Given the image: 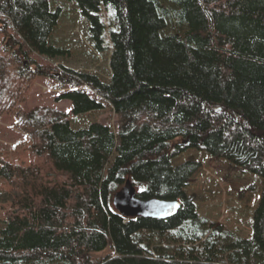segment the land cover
<instances>
[{
    "label": "trees",
    "instance_id": "16d2710c",
    "mask_svg": "<svg viewBox=\"0 0 264 264\" xmlns=\"http://www.w3.org/2000/svg\"><path fill=\"white\" fill-rule=\"evenodd\" d=\"M89 21L90 43L112 47L110 82L63 68L52 74L72 114L21 107L43 74L35 57L68 54L51 36L50 0H0V117L31 138L28 165L0 161V264H264V192L252 237L200 217L185 185L187 149L224 158L264 181V0H69ZM104 12L107 18H104ZM130 179L141 199L178 200L168 219L121 215L113 195ZM110 250L101 260L92 253Z\"/></svg>",
    "mask_w": 264,
    "mask_h": 264
},
{
    "label": "rangeland",
    "instance_id": "374dc122",
    "mask_svg": "<svg viewBox=\"0 0 264 264\" xmlns=\"http://www.w3.org/2000/svg\"><path fill=\"white\" fill-rule=\"evenodd\" d=\"M51 11L59 10L58 24L51 36L52 43L68 51V54L48 61L35 57L43 67V74L38 76L21 107L25 112L35 108L48 107L65 112L71 118V127L83 129L94 121L109 125L118 132V117L110 107L103 111H94L74 116L69 101H56L61 93L70 91L61 88L52 76L63 68L75 71L96 73L103 82L109 83L111 76L110 55L112 47L108 33L105 34L107 49L99 53L90 43L89 21L82 14L78 5L69 0H50ZM104 18L107 13L104 12ZM69 105V107H68ZM15 117L11 114L0 117V161L28 165L31 162V138L24 131L14 126ZM186 162H194L197 169L189 176L185 185L187 195L195 197L197 214L214 224H221L235 235L250 239L254 214L258 208L263 192L264 181L224 158H214L209 153L198 149H187L174 158L170 166L175 168ZM8 190L0 179V191ZM10 206L0 203V227L4 223ZM110 253L106 249L92 253L93 260H101Z\"/></svg>",
    "mask_w": 264,
    "mask_h": 264
},
{
    "label": "water",
    "instance_id": "95a60500",
    "mask_svg": "<svg viewBox=\"0 0 264 264\" xmlns=\"http://www.w3.org/2000/svg\"><path fill=\"white\" fill-rule=\"evenodd\" d=\"M114 208L124 217L168 219L175 216L181 206L180 201H166L158 198L141 199L137 197L136 188L127 179L123 187L113 195Z\"/></svg>",
    "mask_w": 264,
    "mask_h": 264
},
{
    "label": "crops",
    "instance_id": "0c3cea01",
    "mask_svg": "<svg viewBox=\"0 0 264 264\" xmlns=\"http://www.w3.org/2000/svg\"><path fill=\"white\" fill-rule=\"evenodd\" d=\"M62 101H66L67 102L68 100H62ZM70 104H71V102H70ZM68 107H69V105H68ZM68 110H72V104H71V107L68 108Z\"/></svg>",
    "mask_w": 264,
    "mask_h": 264
}]
</instances>
